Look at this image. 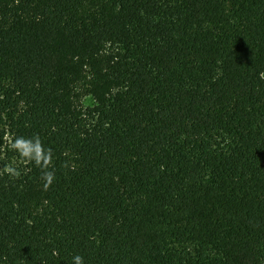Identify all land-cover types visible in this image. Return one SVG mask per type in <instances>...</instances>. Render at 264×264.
I'll use <instances>...</instances> for the list:
<instances>
[{"label": "trees", "instance_id": "16d2710c", "mask_svg": "<svg viewBox=\"0 0 264 264\" xmlns=\"http://www.w3.org/2000/svg\"><path fill=\"white\" fill-rule=\"evenodd\" d=\"M76 255L264 264V0H0V264Z\"/></svg>", "mask_w": 264, "mask_h": 264}, {"label": "clouds", "instance_id": "9594fccd", "mask_svg": "<svg viewBox=\"0 0 264 264\" xmlns=\"http://www.w3.org/2000/svg\"><path fill=\"white\" fill-rule=\"evenodd\" d=\"M9 146L20 161H27L41 170L43 187L47 190L55 180V171L50 169L53 163L52 150L44 147L38 134L30 138L14 136L11 138ZM3 172L15 178L20 175L19 169L11 164L7 165ZM73 264H84L83 257L80 255L74 256Z\"/></svg>", "mask_w": 264, "mask_h": 264}]
</instances>
